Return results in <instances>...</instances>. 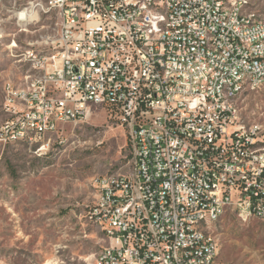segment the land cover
<instances>
[{"label": "built area", "instance_id": "obj_1", "mask_svg": "<svg viewBox=\"0 0 264 264\" xmlns=\"http://www.w3.org/2000/svg\"><path fill=\"white\" fill-rule=\"evenodd\" d=\"M48 6L61 17L56 51L33 54L40 73L9 83L0 143L45 140L40 130L50 136L108 111L126 129L132 168L96 178L89 212L108 245L94 264H222L215 222L247 209L240 217L264 225V123L243 119L240 106L264 87V15L254 0ZM198 213L203 225H194Z\"/></svg>", "mask_w": 264, "mask_h": 264}, {"label": "rangeland", "instance_id": "obj_2", "mask_svg": "<svg viewBox=\"0 0 264 264\" xmlns=\"http://www.w3.org/2000/svg\"><path fill=\"white\" fill-rule=\"evenodd\" d=\"M48 1L0 0V123L7 118L5 86L40 73L33 54L56 51L61 17ZM25 7L36 15L21 21L17 14ZM254 7L264 15V0ZM240 106L243 119L264 123V87L245 92ZM131 163L125 127L102 108L35 145L0 143V264H94L108 245L89 212L96 178L128 173ZM240 216L229 210L213 224L218 262L264 264V225Z\"/></svg>", "mask_w": 264, "mask_h": 264}, {"label": "bare ground", "instance_id": "obj_3", "mask_svg": "<svg viewBox=\"0 0 264 264\" xmlns=\"http://www.w3.org/2000/svg\"><path fill=\"white\" fill-rule=\"evenodd\" d=\"M28 14H30L32 19L36 15V11L32 8H28V9L24 8L17 14V17L19 18V20H21L27 17ZM162 16H165V9H152V17H162ZM27 20L28 19H25L24 21ZM173 33H180V25H173ZM7 91H9V84L5 86V92ZM231 97H240V90H231ZM6 122H7V118L3 120L0 124H5ZM40 137H47V130H40ZM17 141L25 142L28 143L29 145H35L37 142H42L43 140H34L33 142H29V139L24 137V135H15L9 137V144ZM238 214L241 216H247V209H238ZM205 222H206V213H198L194 217V225H203ZM99 225L104 230L103 224H99ZM103 256H104V248L96 255L95 261H99L103 259Z\"/></svg>", "mask_w": 264, "mask_h": 264}]
</instances>
